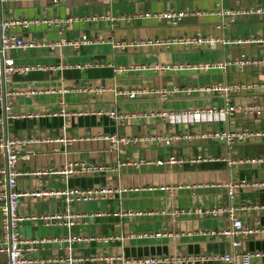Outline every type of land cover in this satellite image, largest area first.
<instances>
[{
	"label": "crops",
	"instance_id": "0c3cea01",
	"mask_svg": "<svg viewBox=\"0 0 264 264\" xmlns=\"http://www.w3.org/2000/svg\"><path fill=\"white\" fill-rule=\"evenodd\" d=\"M221 3V6H220ZM220 8L244 11L236 18L221 17ZM264 0H18L0 2V20L56 19L72 17L64 29L42 23L18 28L23 40H32L31 49H10L0 55V67L27 66L25 73L0 75V116L2 92L13 93L6 101L18 115L0 124V138L28 137L37 139L26 149L32 154L19 157L16 163L20 175L17 188L32 190L40 186L48 191L71 188H138L153 185L210 183L248 179L264 181V137L239 141L231 148L209 133L218 130L264 131V109L243 110L248 106L264 105V67L255 63L237 64L208 72L175 70L178 65L237 60L242 54L251 59L264 56V42L221 44L214 48L184 44L177 39L196 33L225 39L264 37ZM154 11L182 12L177 24L154 18L131 21L113 20L128 14ZM96 16L97 20L90 17ZM80 19V20H78ZM86 35L88 42L80 43ZM174 39V44H126L143 39ZM61 39L68 42L59 44ZM76 42L75 46L73 43ZM170 67L161 71L133 70L118 74L129 66ZM62 66V68H57ZM215 82L255 84L228 95V103L237 110L226 121H206L172 124L158 114L163 111H185L195 108L219 109L225 97L204 91L181 92L167 99L156 94L158 87L198 89ZM103 87V93L89 91ZM35 90L24 96L17 91ZM130 90L146 91L130 99ZM153 90V91H151ZM149 91V92H147ZM242 109H241V108ZM63 110V112H62ZM119 114H139L115 120L109 111ZM61 111L62 113H59ZM56 113V115H53ZM185 135L170 145L149 139L162 133ZM146 136L134 144L118 143L104 136ZM65 137L68 143L45 142L46 138ZM205 160H197L196 157ZM182 163L170 164V158ZM69 161H85L103 167L98 173L72 175L30 174L36 168H59ZM137 162L143 164L136 167ZM7 168L5 151L0 150V190L6 189ZM234 205L245 206L240 212L243 223L251 228L264 226V189H247L235 193ZM229 203L226 189L212 186L176 192L123 191L113 192L106 199L66 203L63 197L50 194L42 197L24 196L19 213L39 216L63 213H85L83 221L73 226H46L41 220H24L18 231L23 238L58 239L40 245L26 254L29 264H63L58 260L70 252H79L83 260L77 264H134L139 258L163 259L170 255L219 257L225 252H251L259 256L249 264H264V235L251 233L238 236L239 244L232 249L226 236L201 234L213 228L229 225L226 215L171 217L175 208L212 209ZM142 212L127 217L125 212ZM120 212V215H118ZM99 213V215H95ZM161 232L162 237L129 238L130 233ZM191 232L192 235H186ZM8 234L6 217L0 212V237ZM77 237H100L99 240H77ZM72 238V241H64ZM121 238V240H120ZM59 240H61L59 242ZM0 259H4L3 256ZM162 264V263H159ZM166 264V263H165ZM171 264V263H167ZM178 264H228L222 261H194ZM234 264H241L236 261Z\"/></svg>",
	"mask_w": 264,
	"mask_h": 264
},
{
	"label": "built area",
	"instance_id": "2783aa9c",
	"mask_svg": "<svg viewBox=\"0 0 264 264\" xmlns=\"http://www.w3.org/2000/svg\"><path fill=\"white\" fill-rule=\"evenodd\" d=\"M4 1H18V0H0V2ZM52 3L57 4L60 0H50ZM221 6V3H220ZM244 11H237L233 9H223L220 8L218 14L223 16H229L231 19L236 18L239 14H244ZM254 14H264V10L257 9L253 12ZM184 16L182 12H173V11H154V12H145L142 14H128L124 16H120L117 19L113 17H109L110 21L113 20H125L131 21L135 18H154L157 20H168L172 24H177L181 18ZM91 20H97L98 17L93 16L90 17ZM74 18L67 17V18H56V19H22V18H10L6 20L0 21V55L4 56L7 50L10 49H22L27 50L31 49L35 46L34 41L32 40H23L19 33L17 32L18 28H25L29 27V25H39L42 23L53 24L60 29L66 28L68 25L72 23ZM80 20V19H78ZM181 43L184 44H194L197 46H206L208 48H214L218 43L221 44H245V43H263L264 37H236L235 39H225L224 37H214L210 35H202L200 33H196L191 37H182L177 39ZM80 43L86 44L88 39L86 35H83L80 38ZM66 41L65 39H61L59 44H63ZM157 44L161 45L164 44L165 46H171L174 44V39H143V40H133L130 42H121L120 45L126 44ZM75 46L77 45L76 42L73 43ZM255 63L257 65H261L264 67V56L259 59H251L248 58L246 55L242 54L239 59L237 60H229L223 62H203L197 63L194 65H178L171 67L173 71L175 70H193L197 72H208L212 70L224 69L233 64H237L238 66L242 67L245 63ZM57 68H62V66H57ZM170 67H161V66H129L123 67L117 71L118 74H122L124 72H130L133 70H153V71H161L165 69H169ZM29 70L27 66H7L3 69V72L7 73H25ZM256 85L255 84H241L237 82L232 83H225V82H215L207 87H197L198 89H189V88H178L172 87L171 89L158 87L156 89V94L159 95L160 99L164 100L168 97L175 96L181 92L190 93L194 91H204L210 92L213 94H219L225 97V104L223 107L219 109H211V108H204V109H192V110H185L179 112L173 111H163L158 115L172 124L177 123H196V122H206L212 120L218 121H226V119L233 115L237 110L235 105L228 103L227 97L230 93L239 91L241 89H252ZM89 91L95 93H103L106 89L103 87L97 88H90ZM153 91V90H151ZM146 91L140 90H130L127 92V95L130 99H134L139 93H144ZM149 92V91H147ZM18 94L29 96L38 93V91L30 90V91H17ZM13 93L8 92L4 94L5 98V105H4V112L6 119L7 118H16L18 115L14 114L12 110V102L6 101L7 97H10ZM1 101V97H0ZM241 108V107H240ZM242 109V108H241ZM259 109H264L263 106H248L245 107L243 110L248 111H256ZM63 112V110H62ZM59 111V113H62ZM56 115V113H53ZM109 115L113 117L115 120H121L125 117H140L139 114H126L122 115L119 114L116 110L109 111ZM2 122V118L0 116V124ZM209 135L218 141H223L225 145L231 148L233 145L238 143L239 141L247 140L252 137H264V131H251L248 129L244 130H236V131H229V130H218L212 131ZM191 133H187L185 135L180 134H167L162 133L157 136L149 137V139H153L158 142H162L165 145H170L171 143L177 141L180 138H186L190 140L192 138ZM105 139H109L114 144L124 143V144H134L139 140L146 139V136H118L116 134L104 136ZM37 141L34 138L28 137H17L5 140L0 138V150H4L6 152V168H7V185L6 189L0 190V212L6 217L7 221V228H10V232L6 235L0 237V257L3 256L4 259H0V264H29L33 262L32 260L26 257V254H31L32 252L36 251L40 245H43L47 242H55L58 239H45V238H23L21 237L18 228L20 227L21 223L24 220H41L46 226L55 225V226H73L78 221H83L86 219L87 214L85 213H63V214H48V215H39V216H23L19 213L21 199L24 196H33V197H42L47 196L50 194H55L58 196L63 197L66 203H71L74 201H86L90 202L93 200H102L106 199L109 194L113 192L121 193L123 191L131 190V191H139L143 190L146 192H155V191H169L171 193L187 189L193 191L195 188L199 187H206L212 186L215 188L224 187L227 192V196L229 199V203L225 205H221L216 208H212L210 210L204 209L202 207L199 208H191V207H182V208H175L168 212V215L171 217H191V216H203L205 214H210L211 216H218V215H226L229 225L226 228H213L207 231H203L201 234L210 235V236H226L231 241L232 249H234L238 244V240L236 237L238 236H245L251 233H258L264 235V226L258 228H251L246 226L241 217L240 212L245 210V206L234 205L232 200L234 199L235 193L240 190H247V189H257L261 188L264 189V181H255V180H248V179H240L237 181H228L227 183L220 184V183H210L209 185H195V184H175V185H153L143 187L141 189L138 188H112L109 186L100 187V188H71L66 190H56V191H48L42 189L40 186H35L32 190L29 191H20L17 188V179L21 174L19 170L16 168V163L19 157H25L32 154L30 150H27L26 147ZM45 142H52V143H59V144H66L68 143V139L65 137H57L55 139L46 138ZM185 158H170L169 163H182L184 162ZM197 160H205L202 157H196L194 161ZM142 162H137L136 167L142 165ZM103 170V167L94 163H87L85 161H69L63 167L59 168H36L30 172V174L35 176H48L51 174H59V175H72L78 173H98ZM253 209H264V205L257 204L252 206ZM142 212L137 211L133 212H125L124 215L127 217H131L133 215H141ZM96 216L99 213L95 214ZM120 215V212L119 214ZM193 233L188 232L186 235H192ZM164 233L156 232V233H149V232H140V233H130L128 235L129 238L137 239V238H148L151 236L154 237H162ZM100 237H87V238H79L77 240H99ZM72 238H67L64 241H72ZM121 240V238H120ZM61 240H59L60 242ZM259 253H251V252H225L219 257H212L210 259L205 258L203 256L195 255V256H178V255H170L164 257L163 259L157 258H139L134 261V264H178L182 262H194V261H222L228 264H234L236 261H240L241 264H249L251 258L259 256ZM83 260L82 255L79 252H70L65 257L60 258L58 261L63 264H77Z\"/></svg>",
	"mask_w": 264,
	"mask_h": 264
},
{
	"label": "water",
	"instance_id": "95a60500",
	"mask_svg": "<svg viewBox=\"0 0 264 264\" xmlns=\"http://www.w3.org/2000/svg\"><path fill=\"white\" fill-rule=\"evenodd\" d=\"M1 21V20H0ZM3 65L1 64V67H0V75H1V77L3 78ZM4 92H2V102H1V106H2V118H3V125H4V127H5V125H6V116H5V112H4V105H5V98H4ZM6 139V137L4 138V140ZM5 157H7L6 156V152H5ZM7 230H8V233L10 232V228L8 227L7 228Z\"/></svg>",
	"mask_w": 264,
	"mask_h": 264
}]
</instances>
